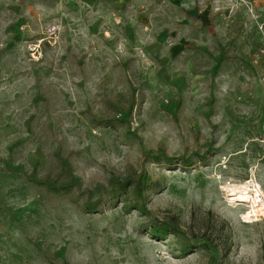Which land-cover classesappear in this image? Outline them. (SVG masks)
Returning <instances> with one entry per match:
<instances>
[{
  "label": "rangeland",
  "instance_id": "1",
  "mask_svg": "<svg viewBox=\"0 0 264 264\" xmlns=\"http://www.w3.org/2000/svg\"><path fill=\"white\" fill-rule=\"evenodd\" d=\"M0 264H264V0H0Z\"/></svg>",
  "mask_w": 264,
  "mask_h": 264
},
{
  "label": "trees",
  "instance_id": "2",
  "mask_svg": "<svg viewBox=\"0 0 264 264\" xmlns=\"http://www.w3.org/2000/svg\"><path fill=\"white\" fill-rule=\"evenodd\" d=\"M161 156H164L163 152H158L157 154L152 155L150 152H145L143 153V161H149V160H154V161H159L161 159ZM166 159V162H172L175 160V157H167L164 156ZM205 156H202V159H204ZM185 166L190 165L191 163L188 160H184L183 158H178ZM130 185H134L135 189L137 188L138 184L135 183L133 184L132 182H127V184H124L121 186V188H115L109 191V197L111 199L117 200L120 199V197H125L126 191ZM100 202L98 203H93V202H86L84 206H81V209H83L85 212L93 211L98 209L100 206ZM137 210L141 209L142 207L137 206ZM177 234L178 230L177 228L174 227V225L171 222H161V223H152L150 228H149V234L154 238V239H162L168 234Z\"/></svg>",
  "mask_w": 264,
  "mask_h": 264
},
{
  "label": "built area",
  "instance_id": "3",
  "mask_svg": "<svg viewBox=\"0 0 264 264\" xmlns=\"http://www.w3.org/2000/svg\"><path fill=\"white\" fill-rule=\"evenodd\" d=\"M45 32H46V35H47L49 38H52V37H54V36L56 35V33H57V27H56L55 25H49V26L46 27ZM38 47H39V45H37V46H34V45H33L32 47H30V50L32 51V54H33V56H34L35 58H36L35 53H36Z\"/></svg>",
  "mask_w": 264,
  "mask_h": 264
},
{
  "label": "bare ground",
  "instance_id": "4",
  "mask_svg": "<svg viewBox=\"0 0 264 264\" xmlns=\"http://www.w3.org/2000/svg\"><path fill=\"white\" fill-rule=\"evenodd\" d=\"M240 195V194H239ZM241 196H244V195H241ZM246 196V195H245ZM253 208V207H252ZM260 208V207H259ZM263 209V208H262ZM258 215V214H257Z\"/></svg>",
  "mask_w": 264,
  "mask_h": 264
}]
</instances>
